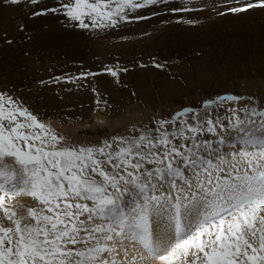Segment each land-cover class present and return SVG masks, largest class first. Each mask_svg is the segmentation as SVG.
Masks as SVG:
<instances>
[{"label": "snow or ice", "instance_id": "1", "mask_svg": "<svg viewBox=\"0 0 264 264\" xmlns=\"http://www.w3.org/2000/svg\"><path fill=\"white\" fill-rule=\"evenodd\" d=\"M26 2L33 17L62 15L99 31L197 7L192 0ZM199 7L242 14L264 10V0H201ZM121 71L128 69L104 68L117 82ZM96 96L95 110L111 107ZM225 103L236 105L226 124L209 111ZM202 109L203 118L185 107L154 129L134 128L139 136L76 146L0 92V264H264V108L225 94ZM25 197L38 206L21 211Z\"/></svg>", "mask_w": 264, "mask_h": 264}, {"label": "rangeland", "instance_id": "2", "mask_svg": "<svg viewBox=\"0 0 264 264\" xmlns=\"http://www.w3.org/2000/svg\"><path fill=\"white\" fill-rule=\"evenodd\" d=\"M197 1L195 0L190 5L197 6L193 12L173 13V15L165 13V15L174 17V20H178V22L183 19L194 21V23H191L192 25L190 24V28L181 29L182 32L180 28H175L177 31L171 28L170 30L174 31L159 30L158 33L160 34H155L156 37H154L155 35L145 34L144 31L139 36L138 34L134 35V33L118 37L111 36L109 39L112 43L108 47L111 46L110 49L115 53V63L105 62L101 55L96 52L93 53L91 59H89V56L81 55L79 58L82 62L80 63L79 61L65 63L67 65L63 63L61 67V70L63 69L61 73L63 79L59 83L55 80L51 83V86L55 87L54 94L63 103V108L57 110L56 114L53 115L54 117L51 118H55L64 130L75 121L67 114V112L73 110L66 105L69 97L80 96L79 93H83L82 91L91 89V93L95 96L94 100L97 99L96 93L100 94V98L106 100L107 95L101 89L103 85L101 81L105 77L111 85L108 88L111 97L109 100L107 99L111 107L104 110H95L97 106L94 104V108L90 109L91 116H85L84 118L90 122L89 125L77 129L75 132H61L60 126L54 128L60 135L65 137V144L76 146L99 145L103 140L110 139L113 136H139L140 133L138 131L134 132V128L143 129L144 131L150 128L154 129L156 127L155 121L171 118L176 112L185 107L201 109V118H203L208 115V112L202 109L203 102L225 94L252 97L253 100L259 102L261 108H264V10L258 15L249 10L244 17L238 20L226 22L222 20V23L219 19L221 15L219 16L215 12H212L214 13L212 15L210 11L203 10L199 7L201 0ZM54 2L56 3V0ZM179 2L180 0H177L178 4ZM218 7L223 8L224 5L220 4ZM160 15L163 16L164 13ZM204 15L205 17H203ZM200 16L202 19H200ZM208 16L217 18L218 23H221L218 24L217 19L214 20L216 23H212L213 19L208 18ZM152 20H155V18ZM149 22L141 21L137 23ZM215 24H218V27ZM17 28L18 30L26 29V26L22 24ZM74 29L79 28L75 27ZM96 38L98 36L93 38V42L100 40ZM7 43L10 44L11 39H8ZM157 63L162 64L163 68L155 67ZM105 66L127 68L128 71H121L119 82H117L115 78L104 72ZM199 69H203L212 80H208L207 77L203 78L202 81L198 80L200 72H204ZM151 71L160 72L155 78L158 80L155 90L159 92L161 89L160 92L164 95L160 100H154L153 103H144L143 98L137 97V88L135 84H130L129 78L134 81L140 74L143 76ZM87 72L100 74L88 76L86 79H78L73 83L66 82L70 77H79L81 73ZM129 73L131 77L128 76ZM56 76H59V74H56ZM163 80L167 81L164 82ZM157 84H161V88ZM167 84H170V87ZM93 89L96 92H93ZM119 90L123 92L120 96L118 95ZM0 92L12 96L18 102H22L34 114H37L41 121L48 124L46 120L50 116L46 115V110L43 108L38 110L37 107L39 106L32 105L26 99L24 101L18 90L3 88L0 84ZM246 103L250 102L241 101L239 107H243ZM235 106V104L225 103L222 107L214 106L209 111L214 116L218 115L226 124L227 120L224 118L229 115L227 109ZM96 113H99L98 115L102 118H97ZM76 118H80L76 120L82 119L79 115ZM168 129L171 130V125L168 126ZM69 132L72 134L71 138L67 137ZM19 203L23 206L21 211H26L28 207L38 206L37 202L27 197L20 198ZM5 224L7 225L8 222L5 221Z\"/></svg>", "mask_w": 264, "mask_h": 264}, {"label": "bare ground", "instance_id": "3", "mask_svg": "<svg viewBox=\"0 0 264 264\" xmlns=\"http://www.w3.org/2000/svg\"><path fill=\"white\" fill-rule=\"evenodd\" d=\"M194 1L195 0H192V2ZM55 4L56 3L54 2V0H44V3L39 5L38 8L52 7L55 6ZM34 10L35 9H33V7L26 2V0H22L19 5L11 4L10 0H0V84H2L3 88H8L10 90L14 88L15 90H18L19 94H21V96L23 97V100H27L32 105L39 106L37 107L38 110L42 108L45 109L46 115L50 116L46 120V122H48V124H50L52 128L60 126L61 132H75L77 129L89 125L90 122L86 121L84 118L85 116H91L90 109H93L95 106V96L93 95V93H91V89H87L86 91H82L83 93H79L80 96L76 95L75 97H69V100L66 103V105L70 109H73L70 112H67L68 116L75 120L72 125L66 129L67 131L63 129V126H61L59 122H56L55 118H51L54 117L53 115L56 114L57 110H61L63 108V103L53 92L55 91V87L51 86L52 81L55 80L56 77H61V73L63 70H61V67L63 66V63H75L76 61H79L80 63L82 62V60L79 58L81 55L89 56V59H91V56L94 52L101 55V58L104 59L105 62L115 63V53L112 51V49H110L111 46L108 47V45L112 43L109 39L111 36L118 37L126 35L128 33H134V35L138 34L139 36L143 33V31L145 34L154 36L155 34H160L158 33L159 30L163 31V29H165L164 31H168L171 28H174V30H176L175 28H180L181 31V29L190 28V26L192 25L186 19L178 22V20H174V17L165 15L164 13L165 16H161L163 17V19L155 18V20H152L149 23H132L116 30L110 29L105 31H83L79 29L76 30L74 29V26L66 23L62 15L49 14L42 17H33L32 12ZM251 12L255 15H258L260 12H262V10L257 8L251 10ZM213 14L214 13H212V15ZM244 16L245 13L224 14L221 15L219 19L221 21L224 20V22L230 20L235 21ZM203 17H205V15ZM210 17L212 18V16H208V18ZM200 19H202L201 16ZM212 19V23H216L214 22V20L216 21L217 18L214 17ZM218 22L219 21L217 19V23ZM22 24H25L26 29L18 30L17 27ZM218 24L215 25L218 27ZM97 36L98 38L96 39L100 40L98 42H93V38ZM154 37H156V35ZM8 39H11L10 44L7 43ZM157 45L159 44L157 43ZM68 68L70 69V67ZM199 70L204 71L203 69ZM158 73L160 72L151 71L143 76H141L140 74L134 81L129 78V80L131 81L130 84H135L137 88V97L143 98V100L145 101L144 103H153L154 100H160L164 95V93L160 92L161 89L159 92L155 90V85L158 81L155 78L158 76ZM56 74H59V76H56ZM128 76L131 77L130 73L128 74ZM205 77H207L208 80L210 79L205 71L200 72L198 80L202 81V79ZM163 81L166 82L167 80ZM101 82L103 84L101 86V89L103 92H105V94L107 95V99L109 100V98L111 97V93L108 91V88L111 86L110 81H108L104 77ZM157 85L161 88V84ZM167 85L168 87H170V84ZM121 94H123V92L119 90L118 95L120 96ZM98 114L99 113H96V117L98 116L97 118L99 119L102 118ZM77 115H79V117L81 116L82 119L76 120L80 119L76 118ZM70 132L67 133L68 138L72 137V134ZM25 200L27 201V199Z\"/></svg>", "mask_w": 264, "mask_h": 264}]
</instances>
